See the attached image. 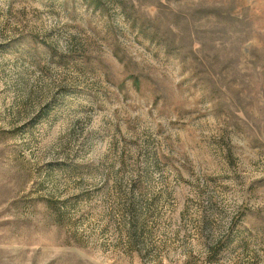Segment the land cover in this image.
I'll return each mask as SVG.
<instances>
[{"label": "rangeland", "instance_id": "1", "mask_svg": "<svg viewBox=\"0 0 264 264\" xmlns=\"http://www.w3.org/2000/svg\"><path fill=\"white\" fill-rule=\"evenodd\" d=\"M0 264H264V0H0Z\"/></svg>", "mask_w": 264, "mask_h": 264}]
</instances>
